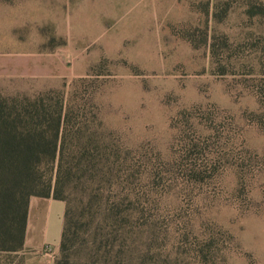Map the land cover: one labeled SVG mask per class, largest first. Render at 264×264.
<instances>
[{"label":"rangeland","instance_id":"1","mask_svg":"<svg viewBox=\"0 0 264 264\" xmlns=\"http://www.w3.org/2000/svg\"><path fill=\"white\" fill-rule=\"evenodd\" d=\"M0 93L71 99L131 159L137 264H264V0H0ZM64 208L32 198L0 264H55Z\"/></svg>","mask_w":264,"mask_h":264},{"label":"trees","instance_id":"2","mask_svg":"<svg viewBox=\"0 0 264 264\" xmlns=\"http://www.w3.org/2000/svg\"><path fill=\"white\" fill-rule=\"evenodd\" d=\"M71 105L0 93V252L23 250L31 199H53L65 206L55 264H137L131 248L156 232L131 159L71 126Z\"/></svg>","mask_w":264,"mask_h":264},{"label":"crops","instance_id":"3","mask_svg":"<svg viewBox=\"0 0 264 264\" xmlns=\"http://www.w3.org/2000/svg\"><path fill=\"white\" fill-rule=\"evenodd\" d=\"M60 246V245H59Z\"/></svg>","mask_w":264,"mask_h":264}]
</instances>
